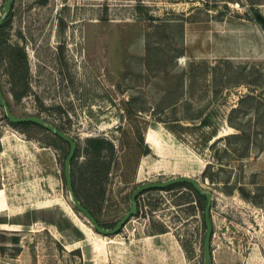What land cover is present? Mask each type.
<instances>
[{
	"label": "rangeland",
	"instance_id": "374dc122",
	"mask_svg": "<svg viewBox=\"0 0 264 264\" xmlns=\"http://www.w3.org/2000/svg\"><path fill=\"white\" fill-rule=\"evenodd\" d=\"M3 23L4 96L16 116L76 141L82 192H106L103 223L129 211L138 186L193 177L213 195V264H264V0H13ZM10 45L28 56L20 98ZM90 137L116 149L96 185ZM0 145V264H91L84 251L94 264H124L126 242L162 226L168 264L176 252L175 264H205L204 215L188 188L140 193L139 212L105 236L71 200L68 142L15 125L0 105ZM183 192L194 201L180 204Z\"/></svg>",
	"mask_w": 264,
	"mask_h": 264
},
{
	"label": "trees",
	"instance_id": "16d2710c",
	"mask_svg": "<svg viewBox=\"0 0 264 264\" xmlns=\"http://www.w3.org/2000/svg\"><path fill=\"white\" fill-rule=\"evenodd\" d=\"M258 20L261 22V19H258ZM5 27H6V23H3L0 26V51L4 49V43H6L4 36H3ZM9 56H10V63H11L10 65L11 66V76L14 78L13 79L14 84L17 83V86L19 87V91H15V96L17 98H20L23 94L27 93L28 90L30 89L29 81H28V74H29L28 56H27V53L25 52V49L19 45L9 46ZM14 124L20 125L26 128L37 127L39 129L45 130L53 138L62 139L58 135L49 131L47 128L35 122L25 121V122H19V123H14ZM210 139L211 137L207 135L205 137V142H207ZM55 142H56V139H55ZM52 144L55 145V143H52ZM85 149L90 157L91 171L89 174L91 175V179H92L91 182H93V184L96 185V183L100 180L99 176H101L100 181H102V178L106 179L108 177V174L110 173L114 165V162L116 161V149H115L114 144L105 137L87 138L85 142ZM0 150H1V145H0ZM76 154H77V151L75 152L74 157L76 156ZM73 161H74V158L72 160L71 175H72V183H73V188H74L76 197L82 202L83 205H85L91 211V213L96 217L98 222L103 227L113 228L119 221L114 224H106V223H103L98 218V214L102 210V202L104 201L106 192L102 191L100 194L97 195V197L96 195L92 197L91 194L88 192V190H85V193L84 191L82 192L83 188H85L87 184L82 181L79 182L77 175H76V171L73 168ZM180 187L188 188L190 192L195 195L196 197L195 201H197L200 204L201 209L203 211V215H204L203 224L205 228L207 229L206 222H205L206 204H203V200H207V197L199 193L191 183H188V182L175 183V184L168 185L162 189L155 188V189H150V190L171 191V190H174L175 188H180ZM150 190H146L142 193L148 192ZM182 194L183 195L181 196L182 200L180 204L190 203L194 201L190 193L183 192ZM139 209L140 208L138 204V212H139ZM167 231H168L167 228L162 226L156 229V232L154 231L153 234L164 233ZM183 247L187 251L186 244L183 243ZM211 264H213L212 258H211Z\"/></svg>",
	"mask_w": 264,
	"mask_h": 264
},
{
	"label": "water",
	"instance_id": "95a60500",
	"mask_svg": "<svg viewBox=\"0 0 264 264\" xmlns=\"http://www.w3.org/2000/svg\"><path fill=\"white\" fill-rule=\"evenodd\" d=\"M12 3H13V0L6 1L4 15L0 18V26L3 24L5 19L8 17L11 11V8H12ZM0 105L5 109L6 115L11 122L13 123H19V122H25V121L35 122L47 128L49 131L58 135L59 137H61L62 139H64L66 142L69 143L70 151L65 161L64 173H65V181H66V184L70 192L71 200L73 201V204L76 207V209L79 212L83 213L88 218L93 228L97 232L105 236H113V235H117L118 233H120L121 229L126 225V223L133 216L137 214V211H138L137 198L140 193L146 190L155 189V188L162 189L168 185L175 184V183H185V182L191 183L199 193L207 197V205L205 207V222H206L207 230H206V236L204 240V257H205V264H211V258H212L211 244H212V236H213L211 205L213 201V195L211 192L205 190L201 186V184L198 182V180H196L193 177L178 176V177L170 178L166 181H156V182H149V183L142 184L138 186L131 195L132 205L129 211L119 220V222L113 228L103 227L98 222L96 217L91 213V211L85 205H83L82 202L76 197L75 192H74L71 168H72V160L76 152V141L70 135H68L64 130H62L61 128L57 127L56 125L52 123L46 122L44 119L40 117L16 116L12 112L4 96L1 83H0Z\"/></svg>",
	"mask_w": 264,
	"mask_h": 264
},
{
	"label": "crops",
	"instance_id": "0c3cea01",
	"mask_svg": "<svg viewBox=\"0 0 264 264\" xmlns=\"http://www.w3.org/2000/svg\"><path fill=\"white\" fill-rule=\"evenodd\" d=\"M85 234L91 239V235H89L88 232L85 231ZM166 233L162 234H151V235H143L139 238H136L134 240L126 242L125 246V259L124 264H168V259L165 250H162L163 245L161 246L159 244V240L157 238H160V236L165 235ZM103 244L95 241L94 248L96 251H101ZM162 251L163 254L162 255ZM84 260L89 262L91 264H94L91 259H87L86 253L84 251ZM169 257L171 261L170 264H175L179 261V257L177 256V252L175 253L174 257ZM178 260V261H177Z\"/></svg>",
	"mask_w": 264,
	"mask_h": 264
}]
</instances>
